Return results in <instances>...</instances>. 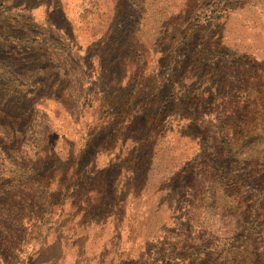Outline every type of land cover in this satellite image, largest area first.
<instances>
[{
    "label": "rangeland",
    "instance_id": "374dc122",
    "mask_svg": "<svg viewBox=\"0 0 264 264\" xmlns=\"http://www.w3.org/2000/svg\"><path fill=\"white\" fill-rule=\"evenodd\" d=\"M149 4L88 47L99 81L0 40V264H264V0Z\"/></svg>",
    "mask_w": 264,
    "mask_h": 264
},
{
    "label": "crops",
    "instance_id": "0c3cea01",
    "mask_svg": "<svg viewBox=\"0 0 264 264\" xmlns=\"http://www.w3.org/2000/svg\"><path fill=\"white\" fill-rule=\"evenodd\" d=\"M86 1L87 6L92 8L90 11L92 13L87 16H85L83 0H0V40L4 36H10L17 51L24 53L25 49L28 57L35 54L43 56L42 59L39 58L38 62L44 65V70L58 72V70L67 69L69 72L73 68L72 66L80 65L82 68L87 62V72H92L91 77H95L94 80L99 81L97 74L93 73V70L95 68L103 70L104 67L102 63L100 67L98 58L93 56L90 59L87 56L89 55L88 47L104 39L108 40L106 42L107 45L110 44L109 39H111L112 35H115L114 31L117 28L115 25L119 24V27H121L117 12H115L120 0ZM124 1L126 2L127 0ZM139 1L140 6H152L151 4L148 5V0ZM101 2H106L107 5L110 3L112 6L111 23L114 26L107 32L102 31L98 25L99 17L104 15L100 11ZM71 6L76 7L75 14H72V11L70 12L69 8ZM93 15L97 18H94ZM95 23H97L96 27H94ZM114 28L115 30H113ZM85 31L89 33V39L92 41L90 44L87 43L86 47L84 44ZM51 54L53 55L52 58ZM113 66L114 63L112 62L108 69H112L111 67ZM43 80L44 86L56 84L50 83L46 79ZM94 88L93 90L96 94L98 86ZM95 96L91 98L87 95L85 100H82L85 106L80 116H78L79 118L96 119L97 121L92 122V124H97L98 120H100L99 112L95 106L97 104ZM44 101L53 102L56 105H60L63 109L67 108L64 103L55 97L45 98ZM112 110H114L113 107ZM104 125H106V121ZM88 127L89 124L87 129Z\"/></svg>",
    "mask_w": 264,
    "mask_h": 264
}]
</instances>
